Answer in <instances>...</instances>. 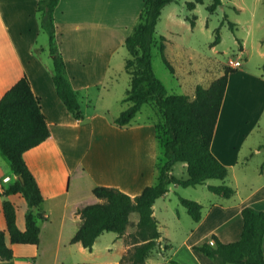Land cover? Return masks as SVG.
Returning a JSON list of instances; mask_svg holds the SVG:
<instances>
[{
  "label": "crops",
  "instance_id": "0c3cea01",
  "mask_svg": "<svg viewBox=\"0 0 264 264\" xmlns=\"http://www.w3.org/2000/svg\"><path fill=\"white\" fill-rule=\"evenodd\" d=\"M39 1L0 0V99L17 81L27 77L40 100L50 131L45 140L24 152V160L44 196L40 210L45 217L38 219L39 243L10 240L1 192L17 176L0 151V229L5 230L7 243L13 249V257L0 258V264L92 262L98 255L96 242L90 250L71 240L83 222L80 206L105 201L94 194L93 188L113 186L136 196L157 180L161 148L156 136L155 112L147 119L137 120L135 116L127 125L115 122L129 105L124 101L131 80L125 68L129 56L125 39L137 23L145 0H60L56 6V42L66 63V76L78 95L82 117H76L57 93L53 56L48 34L41 26ZM244 51L243 43L241 52ZM238 61L233 66L236 71L228 75L211 143L214 155L233 173L231 184L235 193L228 198L215 193L217 196H212L207 206L199 201L202 218L191 224L188 236L196 239L185 243L183 261L168 253L172 245L167 242V253L158 255L154 250L145 264H166L171 259L182 264H217L193 245L213 242V234L223 242L236 241L243 228L242 209L250 206L264 210V74L251 73L241 68L240 58ZM204 77L209 79L207 71ZM214 79L202 85L207 87ZM247 82L257 87L249 101L245 98L247 89L236 88L237 84ZM256 128L263 130V138L257 142L252 139ZM250 151L261 155L260 163L251 174H244L249 163L244 158ZM177 165L187 173V163L178 162L173 166L174 174ZM208 184L212 183L207 180ZM177 185L171 184L153 205L161 231L159 243L166 241L168 233L160 224L158 201L166 202ZM8 199L16 207L19 229L25 230L28 208L25 197L11 193ZM181 216L183 211H178L177 219ZM76 256L85 261H76L73 259Z\"/></svg>",
  "mask_w": 264,
  "mask_h": 264
},
{
  "label": "trees",
  "instance_id": "16d2710c",
  "mask_svg": "<svg viewBox=\"0 0 264 264\" xmlns=\"http://www.w3.org/2000/svg\"><path fill=\"white\" fill-rule=\"evenodd\" d=\"M60 0H40L41 26L49 37V50L53 56V80L60 98L76 117H82L80 101L70 80L66 76V63L56 42L54 11ZM173 0H145L142 11L132 32L125 39L129 51L125 68L130 74V87L124 101L129 105L115 118L120 125L129 124L144 104H153L162 114L156 121V136L161 153L157 162L158 175L154 184L132 196L113 186L97 185L94 194L105 201L80 206L83 222L72 238L92 249L96 239L105 231L123 235L130 223L131 214H138L137 229L131 235L134 244L129 255L131 264H144L159 246L161 231L154 215V202L163 196L171 184L195 186L208 179H225L229 167L212 152L211 143L228 84V75L236 68L226 67L224 73L215 78L209 86L197 84L195 96L186 93H170L156 75L153 66L152 48L156 25L162 9ZM222 0H213L210 11H214ZM194 7V2H189ZM192 25L195 20L192 19ZM217 31L213 45L220 42ZM166 37L160 36L161 56L174 72V67L166 55ZM264 67V64H263ZM50 135L48 123L42 112L39 98L34 94L27 77L17 81L0 99V151L7 157L11 170L17 176L3 186V210L11 242L39 243L40 226L38 219L44 218L40 210L44 196L37 181L24 160V152ZM178 162L187 163V177L172 172ZM22 178V179H21ZM208 189L224 197H231L235 189L227 184H208ZM11 193H21L28 204L26 229L20 230L16 223V207L8 199ZM181 203L194 221L202 218V204L194 199L180 196ZM243 228L236 241L223 242L216 234L212 241L193 245L212 258L217 264H264V210L246 206L242 209ZM13 249L6 240L5 230L0 229V258L11 259ZM124 257L122 258V260ZM172 264H182L171 259ZM106 264V263H72Z\"/></svg>",
  "mask_w": 264,
  "mask_h": 264
},
{
  "label": "rangeland",
  "instance_id": "374dc122",
  "mask_svg": "<svg viewBox=\"0 0 264 264\" xmlns=\"http://www.w3.org/2000/svg\"><path fill=\"white\" fill-rule=\"evenodd\" d=\"M189 2H194L195 6L190 7ZM212 2L213 0H173L162 9L156 25L152 59L156 75L170 93H186L193 98L197 84L207 85L212 77L222 75L226 67L233 68L239 58L243 62L241 68L254 74H264V0H222L213 12L209 10ZM171 8L174 9L170 13ZM192 19L195 20L194 26ZM218 29L220 42L213 45ZM161 35L166 37V54L174 67V72L170 70L161 56L159 50ZM243 43L245 51L241 52ZM206 71L209 73L208 80L204 77ZM236 88L247 89L245 98L249 101L253 97V89L257 87L247 82L237 84ZM233 90L234 84L232 83L231 93ZM153 112H155L157 122L161 121L163 116L153 104H144L135 118L137 120L147 119L153 117ZM262 131L256 128L252 133V139H255V142L263 138ZM260 157L261 155L253 151L246 154L244 159L249 163L244 174H251L254 171V167L260 163ZM239 169L242 168L239 167ZM175 172L180 177H187V173L182 172L180 165H177ZM208 180L212 184H227L233 187L231 183L234 182V177L233 173H229L225 179ZM169 194L166 202L163 199L158 201L160 224L168 235L166 241L159 243L156 250L158 255L166 254L165 249L169 247L167 242H170L172 246L168 253L176 254L177 259L183 261L187 247L185 243L194 241L196 237L188 236L191 224L195 221L186 213L180 196L198 200L207 206L212 196L217 195L208 189L206 183L195 186L177 185L176 190L173 189ZM165 205L167 206L164 207ZM178 211H183L180 220L177 219ZM137 217V213H132L131 221L125 233L119 235L120 237L113 231L103 232L95 241V250L98 255L90 261L92 263L94 261L106 264H131L129 255L134 246L131 235L137 229ZM120 257L119 261L113 262ZM73 259L80 262L85 261L84 258L77 256Z\"/></svg>",
  "mask_w": 264,
  "mask_h": 264
},
{
  "label": "built area",
  "instance_id": "2783aa9c",
  "mask_svg": "<svg viewBox=\"0 0 264 264\" xmlns=\"http://www.w3.org/2000/svg\"><path fill=\"white\" fill-rule=\"evenodd\" d=\"M238 63H239V61L237 60V61H236V65H238ZM7 179H8V178H6V180H7Z\"/></svg>",
  "mask_w": 264,
  "mask_h": 264
},
{
  "label": "bare ground",
  "instance_id": "6f19581e",
  "mask_svg": "<svg viewBox=\"0 0 264 264\" xmlns=\"http://www.w3.org/2000/svg\"><path fill=\"white\" fill-rule=\"evenodd\" d=\"M252 91V90H251ZM251 93V92H250Z\"/></svg>",
  "mask_w": 264,
  "mask_h": 264
},
{
  "label": "water",
  "instance_id": "95a60500",
  "mask_svg": "<svg viewBox=\"0 0 264 264\" xmlns=\"http://www.w3.org/2000/svg\"><path fill=\"white\" fill-rule=\"evenodd\" d=\"M22 179V178H21Z\"/></svg>",
  "mask_w": 264,
  "mask_h": 264
}]
</instances>
